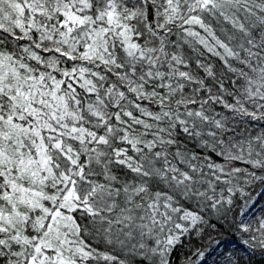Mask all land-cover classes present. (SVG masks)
Listing matches in <instances>:
<instances>
[{
	"label": "snow or ice",
	"instance_id": "snow-or-ice-1",
	"mask_svg": "<svg viewBox=\"0 0 264 264\" xmlns=\"http://www.w3.org/2000/svg\"><path fill=\"white\" fill-rule=\"evenodd\" d=\"M188 245L264 264V0H0V264Z\"/></svg>",
	"mask_w": 264,
	"mask_h": 264
},
{
	"label": "trees",
	"instance_id": "trees-1",
	"mask_svg": "<svg viewBox=\"0 0 264 264\" xmlns=\"http://www.w3.org/2000/svg\"><path fill=\"white\" fill-rule=\"evenodd\" d=\"M222 232V237L225 240H231L232 237V233L228 231V224L224 223V228L221 230ZM188 247H191V245L186 246V248L184 249H180L177 251L176 255L174 256V260L176 261V264H182V261L184 259L185 256V252L187 250Z\"/></svg>",
	"mask_w": 264,
	"mask_h": 264
}]
</instances>
